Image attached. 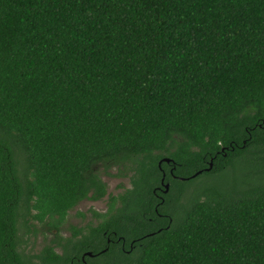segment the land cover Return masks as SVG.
<instances>
[{
	"label": "trees",
	"instance_id": "1",
	"mask_svg": "<svg viewBox=\"0 0 264 264\" xmlns=\"http://www.w3.org/2000/svg\"><path fill=\"white\" fill-rule=\"evenodd\" d=\"M0 264H264V0H0Z\"/></svg>",
	"mask_w": 264,
	"mask_h": 264
},
{
	"label": "rangeland",
	"instance_id": "2",
	"mask_svg": "<svg viewBox=\"0 0 264 264\" xmlns=\"http://www.w3.org/2000/svg\"><path fill=\"white\" fill-rule=\"evenodd\" d=\"M242 163L246 164L245 162ZM97 169H99L100 178L106 186L107 194L100 201L93 202L87 199L83 200L79 202L73 209L68 211L65 222L63 223L62 227L59 229L60 236L69 237L71 235L70 229L72 227L81 228L83 231H86L88 227L95 226L98 223V221L94 218L92 212L103 214L107 208V197L109 195L117 196L118 194L123 193L125 190H127L130 187L129 184V177L131 176L130 174L124 177H118L115 174L117 172L119 174L120 170L118 171L116 169L107 170L108 174H106L104 173L102 167H98ZM247 172L252 174L250 168H247L246 170L242 168H236L235 171H232L228 174L227 178L220 180L218 182H213L211 179H208L206 177L198 178L190 182L189 184H186L184 196L182 197L181 202L186 203L189 200V197L191 196L192 192L195 189L198 190L202 185L210 186L215 184H224L231 182V180L234 179H236V181L240 183L244 179V175ZM122 173L126 174L124 171H122ZM163 184L166 183H164L163 181ZM163 184L161 186L163 188V193H164ZM168 191L169 188L167 192ZM80 214H82L83 217H80L79 216ZM32 228H35L37 232L39 231V233L35 236V238L29 237V239H27L26 233L25 236L23 237L25 241L24 252L29 255L37 254L41 250L44 243L53 238L52 234L47 232L42 224L34 223L32 226H30V229Z\"/></svg>",
	"mask_w": 264,
	"mask_h": 264
},
{
	"label": "water",
	"instance_id": "3",
	"mask_svg": "<svg viewBox=\"0 0 264 264\" xmlns=\"http://www.w3.org/2000/svg\"><path fill=\"white\" fill-rule=\"evenodd\" d=\"M162 162H165V163H169V159H162L160 162H159V166H160V164L162 163ZM211 169V162H210V164H209V167L206 169V171H209ZM198 174H200V173H198ZM193 177H195V175L193 176ZM162 181H163V178H162ZM162 184H163V182H162ZM163 187H164V193H166L167 192V190H168V184H163ZM85 256H87V257H91L92 255L90 254V253H86V254H84Z\"/></svg>",
	"mask_w": 264,
	"mask_h": 264
},
{
	"label": "flooded vegetation",
	"instance_id": "4",
	"mask_svg": "<svg viewBox=\"0 0 264 264\" xmlns=\"http://www.w3.org/2000/svg\"><path fill=\"white\" fill-rule=\"evenodd\" d=\"M93 202H96V201H93ZM83 233H85V231H83ZM110 241L107 240V243H109ZM121 249L123 250V242H121ZM131 249V244L129 245V250ZM129 250H126L125 253H128ZM93 257V256H91ZM83 261V260H82Z\"/></svg>",
	"mask_w": 264,
	"mask_h": 264
}]
</instances>
